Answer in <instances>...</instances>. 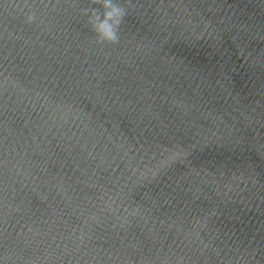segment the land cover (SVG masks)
Masks as SVG:
<instances>
[{
	"label": "water",
	"instance_id": "1",
	"mask_svg": "<svg viewBox=\"0 0 264 264\" xmlns=\"http://www.w3.org/2000/svg\"><path fill=\"white\" fill-rule=\"evenodd\" d=\"M117 2L0 0V264H264V0Z\"/></svg>",
	"mask_w": 264,
	"mask_h": 264
},
{
	"label": "clouds",
	"instance_id": "2",
	"mask_svg": "<svg viewBox=\"0 0 264 264\" xmlns=\"http://www.w3.org/2000/svg\"><path fill=\"white\" fill-rule=\"evenodd\" d=\"M130 3V0H128ZM98 5L99 8L94 7ZM54 7V5H53ZM103 9L101 13L100 9ZM84 16H87V25L96 36V43L99 45L118 44L120 28L127 15V7L117 0H90L88 7L80 9ZM36 20V12L29 11L26 23L31 24Z\"/></svg>",
	"mask_w": 264,
	"mask_h": 264
}]
</instances>
